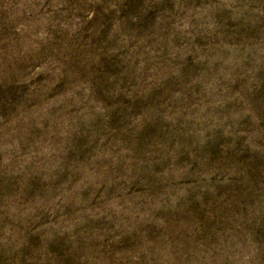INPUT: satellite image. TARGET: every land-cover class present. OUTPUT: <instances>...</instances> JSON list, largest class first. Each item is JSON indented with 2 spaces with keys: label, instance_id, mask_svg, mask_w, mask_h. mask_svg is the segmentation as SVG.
<instances>
[{
  "label": "rangeland",
  "instance_id": "rangeland-1",
  "mask_svg": "<svg viewBox=\"0 0 264 264\" xmlns=\"http://www.w3.org/2000/svg\"><path fill=\"white\" fill-rule=\"evenodd\" d=\"M0 264H264V0H0Z\"/></svg>",
  "mask_w": 264,
  "mask_h": 264
}]
</instances>
